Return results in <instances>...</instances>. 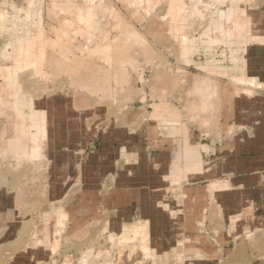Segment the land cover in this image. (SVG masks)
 I'll use <instances>...</instances> for the list:
<instances>
[{"label":"rangeland","instance_id":"374dc122","mask_svg":"<svg viewBox=\"0 0 264 264\" xmlns=\"http://www.w3.org/2000/svg\"><path fill=\"white\" fill-rule=\"evenodd\" d=\"M174 1L0 0V264H118L124 228L139 221L146 237L125 244L141 253V264H264V170L231 177L233 187L216 175L209 184L228 190L214 196L205 186L192 194L191 180L205 177L187 179L185 169L175 184L163 176L177 152L176 165H187L186 137L203 158L212 151L219 158L223 144L264 126V39L252 40L264 38V0ZM230 10L246 14L245 33H223ZM20 41L30 44L19 46L30 49L23 62L5 50ZM207 88L204 120L195 106ZM14 92L21 103L48 102L41 159L7 152L21 124ZM164 102L178 115L175 129L150 117ZM59 209L66 216L45 226ZM183 237L189 242L179 255Z\"/></svg>","mask_w":264,"mask_h":264},{"label":"bare ground","instance_id":"6f19581e","mask_svg":"<svg viewBox=\"0 0 264 264\" xmlns=\"http://www.w3.org/2000/svg\"><path fill=\"white\" fill-rule=\"evenodd\" d=\"M174 1V0H173ZM177 1H180V2H182V0H175L174 2L176 3ZM183 1H185V0H183ZM226 0H208V2H205L206 4H209V5H211L212 6V2H214V5H216V4H223L224 2H225ZM232 1V0H231ZM234 1V3H240V0H233ZM90 2H92V1H90ZM197 2V1H196ZM202 3H204V0L203 1H201ZM92 4H94V2H92ZM101 4V3H100ZM99 3H98V5H96V7L97 6H99L100 5ZM103 4V3H102ZM198 5V4H197ZM196 4L194 5V6H197ZM6 6V3L5 4H3V7H5ZM193 6V7H194ZM96 7H94V8H96ZM101 7V6H100ZM100 7H97V8H99V11H100ZM102 7H103V5H102ZM93 8V9H94ZM96 8V9H97ZM191 8V7H190ZM92 9V10H93ZM98 10V9H97ZM174 10V9H173ZM176 10V9H175ZM194 9H192V11H193ZM96 11V10H95ZM95 11H93L94 13H93V15H96L97 16V14H96V12ZM191 11V10H190ZM231 12H232V14H229V17L227 18V21L225 20V23H224V28H225V31L223 32V33H230V35L231 34H234V35H237V34H239V33H241V32H243V33H245L246 32V30H247V24H248V19H247V17H246V14L245 13H241V12H234L233 13V11L232 10H230ZM2 12H3V10H0V14H2ZM98 12V11H97ZM194 12V11H193ZM19 13H21L20 15L21 16H23V15H26L27 13L25 12V10H21ZM192 13V12H191ZM91 14H92V12H91ZM101 13H99L98 14V16L100 15ZM235 14V15H234ZM4 15V14H3ZM95 16V17H96ZM236 16V17H235ZM100 17V16H99ZM235 18V19H234ZM40 20H42V17L40 16V18H39ZM93 20H94V17H93ZM91 21H92V19H91ZM221 21V20H220ZM233 21L235 22V26L234 25H231L232 23H233ZM95 23V22H94ZM220 23V22H219ZM95 25V24H94ZM219 28V27H218ZM222 28V27H221ZM249 28V27H248ZM181 29V28H180ZM182 30V29H181ZM180 30V31H181ZM96 33L98 32V31H95ZM94 32V33H95ZM220 30L218 29L217 30V32H216V35H214V37H217L215 40H214V42H219V40H218V37L219 36H221V35H223L222 33H221V35H220ZM96 36H97V34H96ZM98 38H99V36H97ZM253 39L252 40H263V39H259V37H255V36H253L252 37ZM250 41H251V39H249ZM12 41V40H11ZM17 41H19V40H17ZM9 42V41H8ZM15 42V41H14ZM9 43H11V42H9ZM17 43V42H16ZM19 43H22V41H20ZM18 43V44H19ZM24 43V42H23ZM23 43H22V45H18V44H16V45H18V48H17V46L15 47V48H13V49H10L9 47L8 48H6L5 50L6 51H22L21 52V56H19L20 55V53H18L17 52V54H19V55H17V54H12V55H9V56H12V57H21L20 59H18V61H20V62H23V61H26L25 59V57H28L27 55V53H29V51H30V49H28V48H26V47H28L30 44H28V45H26V43L27 42H25V44L24 45H26V47L25 48H19V46L21 47V46H23L24 47V45H23ZM32 43V42H31ZM8 44V43H7ZM9 45V44H8ZM12 45V44H11ZM13 45H14V43H13ZM34 45V44H33ZM34 47H35V45H34ZM43 47V46H42ZM35 48H37V49H39L38 47H35ZM4 49V48H3ZM45 49H47V48H45ZM43 49L41 48L40 49V51L39 52H41ZM45 51V50H44ZM2 52H4V51H2ZM2 52H0V53H2ZM26 52V54H25V56H24V59L22 60V58H23V55H24V53ZM31 52H33V51H31ZM124 53H125V51H123ZM121 53V55L124 57V53ZM5 53H7V52H5ZM4 53V54H5ZM13 53V52H12ZM15 53V52H14ZM181 53V52H180ZM33 54V53H32ZM32 54H30V55H32ZM42 54V53H41ZM45 54V53H44ZM0 55H2V54H0ZM7 55V57H9ZM17 55V56H16ZM40 55V54H39ZM38 55V56H39ZM2 56H5V55H2ZM2 56H0V58L2 57ZM41 56V55H40ZM45 56H46V54H45ZM43 57H44V55H43ZM121 57V56H120ZM3 58V57H2ZM30 58V57H29ZM38 58V57H37ZM36 58V60H37V62L39 61L38 59ZM42 57H39V59H41ZM12 59V58H11ZM123 59V58H122ZM5 60V59H4ZM7 60V59H6ZM14 60H17L16 58L15 59H13V61ZM34 60H35V57H34ZM34 60H31V63H30V65H32V67L34 68L35 66H36V69H37V67H38V65H37V62H36V60L34 61ZM43 60H45L46 61V59H45V57H44V59ZM42 60V61H43ZM121 60V59H120ZM124 60V59H123ZM18 61H16V63L18 62ZM33 61V62H32ZM44 61V62H45ZM11 62H12V60H11ZM35 62H36V64H35ZM123 62H125V61H123ZM1 63H2V61H1ZM0 63V64H1ZM6 63H9V61L8 62H6ZM14 63H15V61H14ZM25 63V62H24ZM35 65H33V64ZM46 63V62H45ZM44 63V64H45ZM121 63H122V61H121ZM3 64V63H2ZM2 64L0 65V71L2 72V73H5L3 70V68H5V67H2ZM43 64V67H45V65ZM123 64V63H122ZM10 64H8V66H9ZM14 65V67H16V65L17 64H13ZM21 64H19V66H20ZM28 65V64H27ZM39 65H41V67H42V64H41V61H40V64ZM4 66V65H3ZM6 66V65H5ZM13 67V66H12ZM11 67V68H12ZM23 67V66H22ZM26 67V66H25ZM29 67H31V66H29ZM29 67H27L28 69H29ZM42 67V68H43ZM76 67V66H75ZM1 68H2V70H1ZM32 68V69H33ZM39 68V67H38ZM18 69V68H17ZM35 69V70H36ZM41 69V68H40ZM44 69V68H43ZM179 69V68H178ZM8 70V69H7ZM12 70V69H11ZM10 70V71H11ZM25 70V69H24ZM38 70V69H37ZM182 70V69H181ZM5 71H6V68H5ZM17 71V70H16ZM21 71H22V69H21ZM39 71H41V70H39ZM38 71V72H39ZM0 72V73H1ZM42 72V71H41ZM40 72V73H41ZM182 72V71H181ZM183 72H185V71H183ZM12 73V72H11ZM36 73V72H35ZM43 73V72H42ZM41 73V74H42ZM125 73V72H124ZM124 73H121V74H123L124 75ZM78 74V73H77ZM182 74V73H181ZM3 75V74H2ZM32 75H33V73H32ZM38 75V74H37ZM13 76H14V74H13ZM125 76V75H124ZM6 77V80H9V76H8V74L5 76ZM126 77V76H125ZM183 77H185V76H182V78ZM203 77V76H202ZM116 78H117V76H116ZM127 78V77H126ZM14 79V78H13ZM12 77H11V80L9 81V82H11L12 80ZM197 79V78H196ZM0 80H2L1 78H0ZM5 80V79H4ZM3 81V80H2ZM196 81V84L197 85H205V86H207V84H211V82H209V81H198V80H195ZM249 81V80H248ZM13 82H15V81H13ZM12 82V83H13ZM6 83V82H5ZM16 83V82H15ZM90 83V82H89ZM4 84V83H3ZM14 84V83H13ZM17 84V83H16ZM19 84V83H18ZM85 84V83H84ZM0 85H1V83H0ZM8 86V85H7ZM9 86H11V85H9ZM92 87V89H94V87H96V86H93V85H91ZM18 87V86H17ZM39 87V86H38ZM87 87H89V85L87 84V86L85 85L84 86V88H87ZM210 87H211V85H210ZM209 87V88H210ZM7 88V87H6ZM11 88L13 89V87L11 86ZM16 88V87H15ZM97 88V87H96ZM87 89H89V88H87ZM92 89H90L91 91H92ZM211 89V88H210ZM14 90V89H13ZM16 90V89H15ZM19 90H20V87H19ZM209 89L207 88V94H205L204 92H202V95H201V100H200V102L199 103H197L196 104V108H195V111L196 110H198L199 109V111H200V114L202 115V117L204 118V120L206 119H208V112H209V110H210V108H211V98H212V95H211V92H210V90L208 91ZM2 91V90H1ZM9 92V91H8ZM13 92V91H12ZM213 93V92H212ZM2 94H3V92H2ZM5 94V93H4ZM18 94H19V92H14L13 94H11V95H14V101L16 100V98H17V100L14 102L15 103V107L13 108L14 110H16V112H17V117L20 119V121H21V124L18 126L19 127V136L17 135H15V139H11L10 140V142H13V144H8V148H7V152L8 153H12L13 154V156L14 157H16L17 159H20V160H22V159H24V158H26L27 156L29 157V158H32V160L34 161V160H36V159H41L43 156V153H45V155H46V153H47V148H48V143H47V138H48V129H49V119H48V116H49V114H48V102H45V103H43V104H36L35 103V100L33 99V101H31V102H26V101H24V103H21V102H19L18 101ZM8 95V94H7ZM1 96V95H0ZM9 96V95H8ZM5 97V96H4ZM222 99V98H221ZM221 99L218 101V105H219V103H220V101H221ZM10 100V99H9ZM7 101V100H6ZM10 103V102H9ZM27 106H29V108H30V113H27V112H25V109H23V108H25V107H27ZM167 108H170L169 107V105H167V103H163V104H161V105H157L156 104V109H155V117H158V116H161V114H162V112H163V110H165V109H167ZM13 110V111H14ZM172 115H174V116H178V115H175V113H171ZM171 118L173 119V116H171ZM177 119V118H176ZM166 127H170L171 129H175V125H172V124H169V125H167ZM16 128V127H15ZM16 130V129H15ZM174 131V130H173ZM16 132V131H15ZM176 132V131H175ZM177 134H178V132H176ZM16 134V133H15ZM190 138H188L187 139V137L185 138V141L184 142H182L183 143V146L182 147H185V152H184V157L182 158V160L184 161V162H187V165H185L184 166V168H183V166H181V165H171V168H170V173H169V171L167 170V172L168 173H166V171L163 173V176L166 178L167 176L171 179V182L170 183H174L175 181H178L180 178H181V171L182 170H180V169H185V174H184V177L185 178H187V179H192V178H195V177H200V178H202V177H209V178H214L216 175H218L219 173H221V171H222V169L225 167V163H226V161H225V158H223V157H219V158H213L208 164L206 163L207 161L206 160H204V158L202 157V155H201V153H200V151L198 150V145H196V144H194V145H196V148H194L193 147V143H191L192 141L191 140H189ZM189 140V141H188ZM181 143V144H182ZM6 146V145H5ZM4 147V146H3ZM125 149V148H124ZM123 150V149H122ZM188 151V152H187ZM131 155V154H130ZM134 156V155H133ZM175 161H176V159H175ZM178 172H179V174H178ZM181 172V173H180ZM170 175H171V177H170ZM177 177H176V176ZM165 180V179H164ZM167 180V179H166ZM213 180V179H212ZM175 184V183H174ZM182 186V185H181ZM207 191H208V194H210V195H214V194H216L217 192H219V191H221V190H223V191H226V190H228L227 189V187L225 186V185H223V184H221V183H219V182H213L207 189H206ZM161 204V203H160ZM61 210L62 209H59V211L56 213V214H51L50 216L48 215V220H47V222H46V224H45V226H51V227H53V226H56L58 223H59V214H63L64 216H66L63 212H61ZM62 217V216H61ZM44 219V218H43ZM62 220V219H61ZM55 228V227H54ZM146 227H145V224L143 223V222H141V221H139V222H137L136 224H130V225H126L125 226V228H124V234H123V236H122V238H121V240H120V244H124L123 246V248H121V250H120V252L119 253H116L117 255L119 254V256H117V263L118 264H141V262H142V257H141V253L140 252H130V251H128V248L129 247H131V246H128V248H126L127 246V244H125L126 243V241H128L130 238H131V236L132 235H136V236H138V235H142L141 237H146V235H147V230L145 229ZM35 232H37V235L39 236L40 234H42L41 233V230H37V231H35ZM54 233H57V232H55V230L52 232V235H51V239H50V242H49V244H48V246L50 247V249L51 250H55L57 247H58V241H56V239H55V237H54ZM181 235H182V233H181ZM110 241H112V239H113V237L111 236L110 238ZM123 240V241H122ZM181 241H179V242H182V243H180L179 245H180V247L177 249L178 250V254L179 255H182L183 254V250H184V242H189V239L188 238H186V237H183V239H180ZM129 242V241H128ZM143 242V241H142ZM37 244V246H40L41 244H40V242L39 243H36ZM134 247H136V246H134ZM125 248V249H124ZM143 249V248H142ZM148 249V248H147ZM133 251H134V249H133ZM139 251H140V249H139ZM142 251V250H141ZM90 251H88L87 252V254L89 253ZM143 253V252H142ZM87 254H85L84 255V258H83V260H86L85 258V256H87ZM116 256L114 257V258H116ZM69 258V257H68ZM183 258V257H182ZM184 260V259H183ZM115 261H116V259H115ZM116 263V262H115ZM142 264H144V263H142Z\"/></svg>","mask_w":264,"mask_h":264},{"label":"crops","instance_id":"0c3cea01","mask_svg":"<svg viewBox=\"0 0 264 264\" xmlns=\"http://www.w3.org/2000/svg\"><path fill=\"white\" fill-rule=\"evenodd\" d=\"M0 10H2V8ZM21 10L22 11L25 10V12H26L25 6L22 9H19L18 11L20 12ZM19 14H21V13H19ZM0 17L1 18L3 17V12H2V14H0ZM254 36L256 38L259 37V39H264L261 36H257V35H254ZM251 80H253V79H251ZM161 104H163V103H161ZM161 104H157V105H161ZM171 113H176V112L172 111L170 108H167V109L163 110L161 116L155 117V111H154V113L151 114L150 117L162 119V122L165 124V126H167L169 124L175 125V123L177 122L176 118L178 116H174ZM255 114H257V113H254L253 115H255ZM175 115H177V114H175ZM238 115H240L239 110H238ZM253 115L251 117H253ZM171 116H173V119L171 118ZM154 118H152V119L155 120ZM250 118L248 120H246V118H245V120H243V121L249 123ZM253 133H254V136L252 138H248L247 133L243 131L233 142L228 141L227 143L222 145L220 156L223 158H226V161H227L225 163L226 171L219 173L214 179H221L222 182H226V183L230 184L231 187H233V185L229 181V179L231 177L241 176L242 174L254 173L257 171H263L264 170V126H262V125L258 126L254 130ZM209 147H211V146H209ZM212 152H210L209 155L206 153H203L204 159L207 161L206 162L207 164L213 158H215L217 156V155L216 156L214 155L215 152H213V153ZM175 153L176 152H172V153L166 152L165 155H169V154L174 155ZM178 153H180V152H177L175 154V158H173V161H172L173 165H175L179 160ZM162 154L163 153L158 155V157L160 158V156ZM156 159H158V158H156ZM175 159H176V161H175ZM166 162H167V160H166ZM170 164H171V162H170ZM224 179H228V181H225ZM210 181H211V178H209V177H205L203 179H198V178L192 179L190 183L193 186H195V188L192 189L194 191H192L191 193L195 194L197 196L198 195L197 192L201 191L200 188H203V186H205L204 188L207 189L206 186L209 184ZM205 183H207V185H205ZM186 184H188V183H186ZM186 184H184V186ZM159 186H164V185L159 184ZM208 186H210V184ZM207 193H208V191H207ZM214 195H212V196H214ZM191 198H192V196H190V199Z\"/></svg>","mask_w":264,"mask_h":264}]
</instances>
